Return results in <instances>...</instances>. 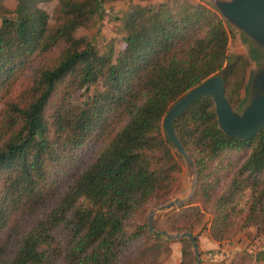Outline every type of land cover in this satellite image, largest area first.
<instances>
[{"label":"trees","instance_id":"obj_1","mask_svg":"<svg viewBox=\"0 0 264 264\" xmlns=\"http://www.w3.org/2000/svg\"><path fill=\"white\" fill-rule=\"evenodd\" d=\"M46 1L15 0L7 10L12 16L0 15V91L18 72H30L25 94L7 98L0 108V264H117L140 235L125 233V218L152 198L165 200L180 171L162 130L163 115L214 74L236 103L248 61L230 56V32L205 3L173 0L131 11L124 47L112 59L73 35L99 12L101 0H57L53 23L40 7ZM67 78L102 90L82 107L62 100L47 114ZM174 129L199 174L204 159L246 144L251 152L240 172H264V126L248 140L225 135L209 98L191 104ZM90 145L95 155L84 162ZM61 167L71 171L62 191ZM261 202L250 203L246 223L261 214ZM229 203L222 200L219 207Z\"/></svg>","mask_w":264,"mask_h":264},{"label":"rangeland","instance_id":"obj_2","mask_svg":"<svg viewBox=\"0 0 264 264\" xmlns=\"http://www.w3.org/2000/svg\"><path fill=\"white\" fill-rule=\"evenodd\" d=\"M186 1L205 3L216 11L230 32V56L242 55L247 58L245 87L236 103L229 100L233 110L241 113L249 99L247 89L251 69L255 65L254 62L260 60L263 54L249 37L228 24L222 14L209 2L206 0ZM167 2H173V0H101L99 12L88 17L84 25L74 30L73 35L76 38L91 41L99 55L111 56L115 59L125 44L124 22L127 15L136 9L146 10ZM56 4L57 0L40 4V7L48 14L51 23L54 22L53 14ZM14 7L15 0H0V15L12 16V14H7V10H12ZM1 19L0 17V24ZM29 79L28 70L20 71L11 78L6 87L0 91V108L7 98L15 96L18 98V95L25 94ZM101 90V86L97 83L79 87L72 79H64L58 84L46 107V112L50 114L57 102L62 100H66L71 106L82 107L91 96L98 94ZM203 98H209L213 102L210 96H204L201 99ZM164 116L165 114L161 122L165 133ZM175 133L178 136L177 130ZM178 138L195 162L198 175L195 191L183 205L156 210L150 217L151 212L159 205L175 198H184L190 190L191 173L183 156L167 139L180 171L175 174L176 179L165 200L152 198L125 218V233L130 235L137 231L140 235L132 238L128 243L117 264H196L195 253L190 241L183 243L179 239H168L165 236V233L178 232L175 229L181 227L191 228V232L196 236L199 254L200 251L210 253V255L217 253L220 258L222 257L220 264H264V172L252 176L240 172L241 165L251 152V145L246 144L233 150H223L212 158L204 159L200 165L201 173L199 174L195 156L191 154L183 140L179 136ZM94 155L95 147L91 148V145L86 147V151L82 154L84 162ZM156 163L160 164V161L156 160ZM61 169L62 171L57 174V183L62 191L70 180L71 171L68 172L67 167H61ZM259 198L262 201L259 207L261 214H256L251 221L246 223L245 218L250 203L253 199ZM222 200L226 204L230 202L228 207H219ZM150 218L153 229L160 234L158 239L152 236L155 235L154 232L148 230ZM209 240L219 243L209 248L207 247ZM175 245L179 246L178 254L174 253ZM255 257L258 259L257 262L254 260Z\"/></svg>","mask_w":264,"mask_h":264},{"label":"water","instance_id":"obj_3","mask_svg":"<svg viewBox=\"0 0 264 264\" xmlns=\"http://www.w3.org/2000/svg\"><path fill=\"white\" fill-rule=\"evenodd\" d=\"M216 8L235 30L243 32L259 47L263 56L255 61L248 82L249 99L241 113L233 110L225 94V84L219 74H214L186 91L165 113L163 127L167 139L183 156L189 172L191 185L184 198H175L159 205L156 210H163L183 205L189 200L196 187L197 169L193 158L184 148L174 130V120L186 108L204 96H210L214 102V112L219 129L227 136L239 140H248L257 135L264 126V0H206ZM149 230L156 233L152 219L148 222ZM168 239L187 237L195 253L196 264H201V258L195 235L192 232L165 233Z\"/></svg>","mask_w":264,"mask_h":264},{"label":"crops","instance_id":"obj_4","mask_svg":"<svg viewBox=\"0 0 264 264\" xmlns=\"http://www.w3.org/2000/svg\"><path fill=\"white\" fill-rule=\"evenodd\" d=\"M218 241H216V242H211L210 240L208 241V246L207 247H209V248H213V247H215L216 245H218ZM174 253L175 254H178L179 253V246H174ZM200 254H201V261H202V264H220V259L222 258H220V256H219V254H215V255H210V253H206V252H201L200 251ZM254 260H255V262H257L258 261V259L255 257L254 258Z\"/></svg>","mask_w":264,"mask_h":264}]
</instances>
